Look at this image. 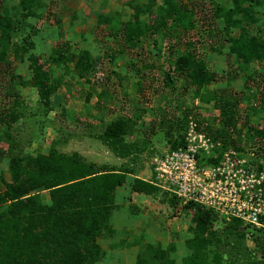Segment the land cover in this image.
Segmentation results:
<instances>
[{
    "label": "rangeland",
    "instance_id": "374dc122",
    "mask_svg": "<svg viewBox=\"0 0 264 264\" xmlns=\"http://www.w3.org/2000/svg\"><path fill=\"white\" fill-rule=\"evenodd\" d=\"M20 1L0 0V13L9 11L22 16ZM40 1L36 15L14 31L18 55L2 42L0 31V148L4 153L0 159V191L4 190L3 181L10 180L6 153L11 140L18 143L20 150L33 155L48 154L50 150L77 152L95 164H123L100 139L107 124L120 116L137 123L135 130L140 131L136 130L127 142L143 138V132L161 120L177 118L184 122L185 134L194 121L215 145L214 155L232 152L236 158L254 164L262 162L264 170V61L247 64L231 54L230 38L240 32L226 20L233 0H174L171 15L164 0ZM248 5L249 1L242 7ZM252 7L255 22L249 24L250 28L264 41V0L252 1ZM134 21L144 34L132 46L126 42L124 30ZM163 21L167 22L165 28L156 31ZM27 43V50L21 48ZM4 51L7 53L2 57ZM188 51H194L205 65L212 76L210 82L196 85L186 75L178 74L177 61ZM83 54L89 57L88 63L92 59L100 62L97 70L88 74V81L76 73V62ZM31 55L50 71V84L57 83L48 104L33 85ZM226 102L236 106H232V127L224 121ZM226 111L229 113V109ZM214 134H220V139H215ZM161 141L162 144L153 139L141 158L140 164L149 173L145 179L150 182H154V157L170 151V142ZM155 187L158 192L151 197L158 204L156 209L147 206L149 196L133 195L131 191L126 192L128 207L124 209L133 214L140 207L149 214L150 224L159 223L165 230L169 222H175L181 239L173 233L145 238L144 233L123 229L122 223L116 225L111 218L110 228L99 240L102 257L95 264H162L151 257L157 249L168 251L173 264H183L190 256L187 242L194 235L193 213L177 212L169 201L170 194ZM44 201L48 203L46 197ZM117 210L116 206L114 211ZM219 232L226 236L227 230L215 224L210 233H216L221 245L210 248L220 253L224 262L264 264L261 250L251 236L227 238ZM176 242H181L182 248ZM172 247L175 251L170 250Z\"/></svg>",
    "mask_w": 264,
    "mask_h": 264
},
{
    "label": "trees",
    "instance_id": "16d2710c",
    "mask_svg": "<svg viewBox=\"0 0 264 264\" xmlns=\"http://www.w3.org/2000/svg\"><path fill=\"white\" fill-rule=\"evenodd\" d=\"M248 1L249 5L243 8V3ZM252 1L260 0H233V8L228 11L226 18L229 26L240 30L238 36L230 38V52L237 60L247 64L255 60L264 61V41L253 33L249 25L255 22ZM41 2L21 0L20 17L10 14L9 11L0 13L2 42L7 43L15 55H18V44L14 41V31L20 26H26V21L36 15ZM173 2L174 0H164L166 6L168 5V14L170 7L174 6ZM167 16L162 15L161 18L165 19ZM165 23L167 22L160 23L155 30L164 29ZM124 32L126 42L132 46L135 39L144 34L136 21ZM28 47L29 43L21 48L27 50ZM6 53L4 51L2 57ZM29 60L34 73L33 85L38 89L43 101L48 104L57 91V83L50 84L51 73L45 70L43 64L38 63V57L31 55ZM88 61L87 54H83L75 65L76 73L86 79L85 81H88V74L95 72L100 63L96 59H92L90 63ZM176 68L180 76L186 75L191 83L196 85L208 83L212 79L194 51L184 54L177 61ZM82 69L87 73H83ZM261 92L264 101V88ZM223 105L226 126L232 127L235 123V113L232 111L236 106L228 102ZM228 109L229 113L226 111ZM136 124L131 119L120 116L108 123L100 136L102 142L116 156L131 161L132 166L120 168L88 162L77 152L62 154L50 150L48 154L26 153L19 149L16 145L18 143L11 140L10 135H7L11 140L9 151L6 153L9 159L10 180L3 181L4 190L0 191V264H95L100 261L103 251L99 240L103 232L110 228V220L116 207V190L125 184L128 174L134 173L133 166L140 167L141 158L149 149V143L153 139L159 143L161 140H168L171 144L169 150L184 146L185 126L184 122L177 118L161 120L158 125L145 130L143 138L127 142L126 139L136 133ZM160 133L163 136H160ZM214 138L220 139V134H214ZM231 143L235 144L234 141ZM2 156L4 153L0 148V159ZM130 185L133 192H158L152 182L139 178L134 179ZM45 197L48 203L44 201ZM169 201L178 212L177 201L174 198ZM190 209L194 211V235L187 242L191 254L185 258L183 264H227L220 253L210 248L212 245H221L219 238L215 237L216 233H210L215 224L227 230L226 236L219 232L220 236H234L237 239L251 236L264 258L263 231L244 226L238 219L221 222L212 210L192 203L183 208L184 211ZM214 239L218 241L213 243ZM151 250L150 247L148 251ZM170 250L173 251V248ZM151 257L154 260L160 259L162 264H173L169 252L163 249L153 251Z\"/></svg>",
    "mask_w": 264,
    "mask_h": 264
},
{
    "label": "built area",
    "instance_id": "2783aa9c",
    "mask_svg": "<svg viewBox=\"0 0 264 264\" xmlns=\"http://www.w3.org/2000/svg\"><path fill=\"white\" fill-rule=\"evenodd\" d=\"M184 141V146L154 157L152 184L177 201L178 212L192 203L212 210L221 222L238 219L264 233L262 162L254 164L232 152L214 155L215 145L194 121Z\"/></svg>",
    "mask_w": 264,
    "mask_h": 264
},
{
    "label": "crops",
    "instance_id": "0c3cea01",
    "mask_svg": "<svg viewBox=\"0 0 264 264\" xmlns=\"http://www.w3.org/2000/svg\"><path fill=\"white\" fill-rule=\"evenodd\" d=\"M119 159L122 161L123 164H121L119 166L117 165V168H120L121 166H127V165L132 166L131 161L128 158H120L119 157ZM142 159H143V156H142ZM99 165H109V166L115 167V166H113L112 164H109V163H107V164L106 163H101ZM133 168H134V173L133 174H128L127 175V180H126L125 184L123 186L119 187L116 190V200H115L116 202L115 203H116V206L118 207V210L117 211H113V213H112V222L115 220L114 221V224L117 222L116 225H118L119 223H122L123 224V229H126L127 228L128 231H132L134 233L136 231V232H139V234L140 233H144L145 238H148V236L150 238L151 235H153L154 238L155 237L161 238V237H165L167 233H173V234H177V236H179L178 238L181 239L182 234H178L179 232L176 229L177 226H175L176 225L175 222H172V221L169 222V224H168V230H165L162 227V225L159 224V223H158L159 225L158 224H156V225L150 224V221L148 220V215L149 214L146 213V212L141 211L140 210V207L134 209V211L132 210L133 211V214L125 211L124 208L125 207H128V205L126 203V200H127L126 198L129 195L126 192L127 191L133 192L131 190V185H130L131 182L134 179H138V178L139 179H142L144 181H148L146 179L149 176V173H146L147 172V168L146 167H143L142 164L140 165V167L139 166L138 167L137 166H135V167L133 166ZM151 177H153L152 176V171H151ZM133 193H134L133 195H137V196H141V195L149 196L150 199H149V201H147L148 202V205L147 206L150 207V209L151 208L152 209H156L157 208L156 206L158 204H156V201L153 202L154 199L152 198V197H155L156 196L155 195L156 193H154V194H145V193H139V192H133ZM118 197L120 199H118ZM138 198L140 200V197H138ZM138 198H136V199H138ZM118 200H120V202H118ZM147 202H146V204H147ZM168 206L166 208H168ZM168 210H172V209H168ZM176 246H179V248H182L181 242H176ZM172 248H173V251H175L174 247H172ZM188 251H189V254H191V250L189 248L187 249V252ZM184 252H186V250Z\"/></svg>",
    "mask_w": 264,
    "mask_h": 264
}]
</instances>
